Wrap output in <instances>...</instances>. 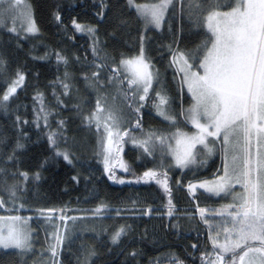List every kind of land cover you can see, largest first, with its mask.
Instances as JSON below:
<instances>
[{
  "label": "trees",
  "instance_id": "obj_1",
  "mask_svg": "<svg viewBox=\"0 0 264 264\" xmlns=\"http://www.w3.org/2000/svg\"><path fill=\"white\" fill-rule=\"evenodd\" d=\"M27 2L37 31H25L10 17L0 26V199L5 202L0 214L19 212L29 217L32 239L27 250L0 248V264H206L213 260V241L222 243L225 232L217 226V216L206 217L208 223L197 217L187 184L213 176L218 158L206 171L173 165L165 144L156 139L167 133L168 122L155 114L150 94L140 101L142 92L134 95L126 80L120 82L124 76L114 75L120 61L141 48L142 17L128 0ZM237 3L172 0L163 27L147 30L148 59L166 81L168 101L177 114L191 97L180 83L172 56L185 52L200 70L213 39L206 14L230 10ZM74 21L85 30L78 31ZM19 75L24 80L4 101ZM97 102L105 110L99 129L97 121L89 119ZM108 112L118 117L121 133L127 132L122 154L130 167L128 177L122 173L109 178L115 168L116 143L110 152L104 151L103 116ZM53 133L54 144L49 140ZM150 134L157 159L139 143ZM128 136H137L135 144ZM105 155L111 172L105 171ZM149 170L166 174L169 191L156 180L138 178ZM193 194L202 205L220 204L207 192ZM224 216L226 223L231 221ZM121 228L124 231L114 243Z\"/></svg>",
  "mask_w": 264,
  "mask_h": 264
},
{
  "label": "snow or ice",
  "instance_id": "obj_2",
  "mask_svg": "<svg viewBox=\"0 0 264 264\" xmlns=\"http://www.w3.org/2000/svg\"><path fill=\"white\" fill-rule=\"evenodd\" d=\"M131 2L132 0H129V3ZM16 3L19 5L21 0H16ZM170 3L171 0H160V3L151 6L137 5V12L148 23L159 27ZM21 15L30 16V10L26 5L25 11ZM217 16L223 17V27L219 23L213 27L211 22ZM207 19L214 39L210 41L211 47L207 48L203 61L199 63V68L203 69V73L192 71L193 65L188 64V61L183 59V55L180 57L184 64V67L179 69L184 73L183 83L187 85L188 91L195 101L188 110L186 119L193 125L196 132L189 135L177 129L171 137L175 140V147L168 144V148L176 165L182 168L196 162L200 151L197 149V145L203 146L208 154L213 152V147L209 145H214L216 140H220L225 155H227L229 147L231 148L233 153L231 172L229 166L225 164L223 175L218 177V180L205 181L198 186H189L192 192L197 187H201L219 195L222 192H230L235 182L242 183L244 191L247 193L240 197L242 202L239 205L228 206L235 209L228 213L232 217V228L223 229L228 234L225 236L224 243L213 241L215 259L207 260L206 264H237V262L239 264H264V153L260 151L259 147L264 145V0H243L231 12L223 14L211 12ZM73 23L78 31L85 30L75 21ZM27 31H37L34 22H30ZM87 31L94 30L89 28ZM113 71L114 75H119L121 71L126 74L120 82L123 83L126 80L134 95L142 92L143 94L139 95L140 101L147 98L149 90L152 88L154 73L152 66L145 58L143 48L138 56L122 59L120 66ZM94 75L96 74L94 73ZM23 80V75H19L18 80L13 82L2 99L7 101L15 93L17 85ZM64 87L67 88L68 85L65 84ZM156 96L159 101L155 104L158 115L175 124V116L170 115L166 108L167 96L160 93H157ZM104 111V108L97 102L96 112L89 118L90 121H97L98 129L102 118L101 114ZM103 124L107 133V146L104 151L110 152L111 146L122 140L127 132L121 133L118 117L113 112H108L103 116ZM137 127H139V123H137ZM253 130H255L258 143L255 158L251 152ZM153 135L150 134L148 140L139 142L150 155L151 150L145 145L149 144ZM54 136V133L49 136V140L53 144L55 143ZM156 139L161 144H167L169 138L159 136ZM153 147H155L154 144ZM63 155L65 160H69L67 154ZM108 161L109 157L105 155V171L111 172ZM69 163H71L70 160ZM121 167L124 166L121 165ZM125 170L127 171L126 168ZM254 173L255 178H253ZM23 175L27 178V174ZM159 175H163L164 178H158ZM109 178L115 179V173L113 172ZM143 178L156 180L166 192L169 191L166 174H158L156 171L149 170L144 173ZM116 182L125 183L121 179H117ZM11 194L14 196L15 192ZM4 204L5 202L0 199V208H3ZM169 204L171 205V200H169ZM100 211V208L96 209L97 213ZM207 211L204 208L199 209L200 216L205 223H208L205 217ZM171 214L170 210L169 215ZM2 219L4 218L0 217V220ZM8 219L12 223L6 228H0V248L29 249L31 247L30 235L16 223L21 218L9 217ZM123 231L124 229L121 228L114 235V243ZM233 232L235 238L230 235ZM57 240L59 241L60 238L57 237ZM52 252L55 255V245L52 247ZM229 254L231 255L229 256Z\"/></svg>",
  "mask_w": 264,
  "mask_h": 264
},
{
  "label": "rangeland",
  "instance_id": "obj_3",
  "mask_svg": "<svg viewBox=\"0 0 264 264\" xmlns=\"http://www.w3.org/2000/svg\"><path fill=\"white\" fill-rule=\"evenodd\" d=\"M128 2H129V0H128ZM242 2H243V0H238L237 5L235 7H233V8L238 7ZM157 3H160V0H132V2L129 3V4H130V6L132 8L136 9V11H137V5H148V6H151L152 4H157ZM25 5L27 6V9L30 10V16L29 15H21V13L25 11ZM171 5H172V0H171V3L168 5L167 9L164 12V17H163V20L161 21V24H160L159 27H156L154 24L148 23L147 20L139 14L142 17V19L144 20V33L142 35L141 48H143L145 58L147 59V61L152 66V71L154 73L152 87H154L155 85L158 87V88L150 89L149 93H148V94H150L151 104L154 107H155V104L159 102L158 99H157V96H156L157 93H160L161 95L167 96L168 100H169L170 97H169V94H168L169 93V88L166 85V81L164 79L160 78V74L158 72L157 67L154 64H152L151 61L148 59L147 51H146V42H145L146 41V32L150 28H155V29H159L160 30L163 27L164 21H165L166 16H167V12H168V10H169ZM232 9L227 10V11L212 10V11L208 12L206 14V19H205V23H206L207 29L212 33V31L209 28V21L207 19V17L209 16V14L211 12H218V13L223 14V13H226V12H231ZM8 17L12 18L15 22L17 21L19 26L20 27L23 26L25 31H27V27L29 26L30 22H34L33 21V17H32L31 8H30V5L28 4L27 0H21V3L19 5H17L16 0H0V26H2L5 23V20ZM211 23H212L213 27H215L217 25V23H219V25L221 27H223L224 19H223L222 16H217V17H214V19H213V21ZM212 37H213V33H212ZM213 39H214V37H213ZM141 48H140L138 54H136L134 56H131V57L124 58V59H131V58H133L135 56H138L140 54ZM181 55H183V59L188 61V64L193 65L192 71H199L201 74L203 73V69L199 70L198 68H196V69L194 68V65H195V62L193 60L194 57H191L189 54H187L185 52H183V53L180 52V53H176V54H174L172 56V63L174 64V66L176 67L178 73L181 76L180 77V83H181L182 87L190 95L191 102L186 107H183L181 113L179 111V113L177 114L176 111H175V107L173 105L169 104V101H168V104H167L166 108H167V111L169 112L170 115L175 116V118H176L175 124H173L172 122H170L168 120H165L162 116L158 115L157 109L155 111V114H157L160 118H162L163 120L168 122V129H167L168 131H167V133L165 135L163 134V136L169 138L168 139V143L165 144V148H166L167 155L170 156L172 164L175 165V166H177L176 162H175V159H174L171 151L168 148V144H171L173 147H175V140L171 139L172 134L175 133L177 131V129H179L182 132H186L189 135H192V134H194L196 132V129L193 127V125L186 119V116L188 114V110L193 106L195 101L193 100L192 94L188 91L187 85L183 83V79L182 78L184 76V73L179 71V69L181 67H184L183 60L180 59ZM203 59H204V57H203ZM203 59H202V61H203ZM119 66L120 65H118V67ZM121 74L123 76L126 75L125 73H123V71H121ZM127 86H128V84H127ZM140 95H142V93ZM202 122H204V121H202ZM187 125L189 127H187ZM151 132H153V131H151ZM142 135H144V133ZM136 138H137V136H128L129 143L135 144ZM209 139L211 140L212 138H209ZM146 140H148V138ZM125 142H126V135L123 137L122 140H119V142L116 143L112 147L113 152H114V155L112 157V161H113V164H114V167H115L114 168L115 177H119V175L122 174V173L126 177H128L127 175H128V171L130 170V167L124 163V156L122 154V152H123V150H124V148L126 146ZM154 143H155V141L151 140L149 142V144L145 145V146H148L149 149L151 150V155H150L151 158L152 159H157V157H158V154L156 152L157 147H153ZM209 146L213 147V152L211 154H208L207 150L203 149V146L197 145V149H199L200 151H199V154L196 157V162L193 163V164H190L188 167H184L183 169L194 168V169H197V171H206L207 169H211V168L214 167L215 162H216V160L218 158V160H219V170H217L215 172V174L213 176H211V177L197 178L195 180H192V182L187 184L188 188H189L190 185H197L198 186V185L204 183L205 181L212 182V181L218 180V177L223 175L225 164H227L229 166V171L231 172L232 155H233L231 148L229 147L228 153H227V155H225V153L223 151V146L220 143V140H216L214 145L210 144ZM259 147H260V151L262 153H264V145H260ZM257 148H258V143H257V139H256L255 130H253L252 139H251V152H252L253 158H255V155H256V152H257ZM121 165H123L124 167H121ZM125 168L127 169V171L125 170ZM180 168H182V167H180ZM143 177H144V174L142 176L138 177V178H140L141 180L153 181L152 179H147V178H143ZM158 177L163 179V176H158ZM253 178H255V173L253 174ZM189 190H190V188H189ZM196 191L207 192L209 194H212L213 196H215L216 198H218L220 200V204L219 205H216V207H212V208H210V210H208V215L212 216V217H216V216L218 217L219 222H218L217 226H219L221 228L220 229L221 232L225 228L226 224H229V226H230L229 229H231L232 228V219H231V221L226 223V221H225L226 218H225L224 215L228 216L229 212H232V211L235 210L233 208H229L228 207L229 205H233V204L239 205L242 202L240 197L244 196V195H247V193H245V191H244V187H243L242 183H235L234 182V187L231 189L230 192H228V193L222 192L219 195H215L214 193L208 192L206 190V188H201V187H197L194 192H192V191L191 192L195 193ZM221 202L223 204H221ZM253 207H254V205H253ZM3 209H5V208H3ZM204 209H206V208H204ZM61 213H62V209H60V211H59V214H61ZM220 213H222V214H220ZM0 217L4 218V219L0 220V228H6L9 224L12 223V221H10L8 219L9 217H20L21 220L16 222V223H17L18 226H22L25 229V231L30 235L29 243H31L32 229L29 226V217H24L22 214H19V212L14 213V214H11V213L0 214ZM59 217L61 218V215ZM224 235L226 236L228 234L225 233ZM230 235L233 238H235V233L234 232L230 233ZM63 240L64 239H62V241ZM224 242H225V239H223L222 243H224ZM5 249H17V248H5ZM17 250H21V249H17ZM211 255H212L213 260H214L215 259V254L212 253ZM230 255L231 254H229V256ZM237 264H239V262H237Z\"/></svg>",
  "mask_w": 264,
  "mask_h": 264
},
{
  "label": "bare ground",
  "instance_id": "obj_4",
  "mask_svg": "<svg viewBox=\"0 0 264 264\" xmlns=\"http://www.w3.org/2000/svg\"><path fill=\"white\" fill-rule=\"evenodd\" d=\"M112 105V104H111ZM212 215V214H211Z\"/></svg>",
  "mask_w": 264,
  "mask_h": 264
}]
</instances>
